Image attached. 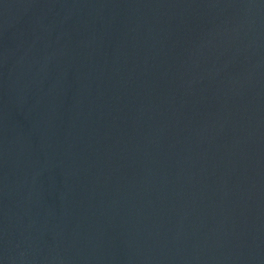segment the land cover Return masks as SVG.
Returning <instances> with one entry per match:
<instances>
[{"label": "water", "instance_id": "1", "mask_svg": "<svg viewBox=\"0 0 264 264\" xmlns=\"http://www.w3.org/2000/svg\"><path fill=\"white\" fill-rule=\"evenodd\" d=\"M0 264H264V0H0Z\"/></svg>", "mask_w": 264, "mask_h": 264}]
</instances>
